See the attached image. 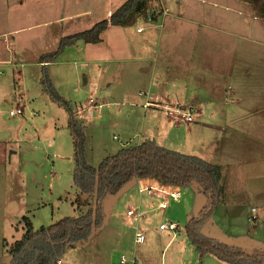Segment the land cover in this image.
Listing matches in <instances>:
<instances>
[{"label": "rangeland", "instance_id": "374dc122", "mask_svg": "<svg viewBox=\"0 0 264 264\" xmlns=\"http://www.w3.org/2000/svg\"><path fill=\"white\" fill-rule=\"evenodd\" d=\"M16 1L18 0H0V14L8 16L12 24L25 25L35 19L51 16H59L60 20H64L44 28L37 27L23 31V35L28 34L30 39L24 44L27 53L23 59L25 65L22 67V87H14L10 73L4 81L7 93L5 94L6 91L2 90L1 94L5 95V100L0 103V120L5 125L11 124L12 126L15 119H20L18 133L22 140L15 143L16 145L20 144L18 160L21 161V172L19 178H16L15 188L11 190L6 177L3 174L0 175V262L9 257L8 246L12 242L10 241L8 244L5 241L7 245L4 247L1 242L2 237L10 240L20 236L23 230L21 215L26 214L32 226L36 228L39 225L53 222L63 215H76L78 211L84 210L93 203L89 196H81L77 193L71 180L72 143L66 126L67 112L61 104L51 100L43 91L40 84L41 64L36 66L32 60L38 51L55 48L58 42L55 38L56 34L59 33V36L81 29L87 27L89 23L92 24L98 19L105 18L123 0H81L80 2L75 0L73 4H70V8L65 6L67 0H64L63 4H61V0H52V5L49 1L43 0L42 4L30 5L29 8L14 7ZM24 1L33 3L28 0ZM228 2L229 6H236L232 0H228ZM165 3L164 0H146L144 10L130 17L123 25L106 26L100 32L98 42L87 43L78 39L65 46L54 60L45 65L54 88L64 99L68 100L74 115L84 125V154L86 161L92 165H96L104 155L113 153L119 146L138 142L143 137H153L157 143L182 152H192L203 146L202 155H208L206 158L209 160L214 158L212 151L217 146L212 133L209 135L205 131V133L201 132V127L197 125L193 133L185 132V126L194 124L189 121L192 118L182 117L181 113L185 105L172 102V100L166 101L157 95V103H163L164 106L159 104L158 107H155L148 103L146 106L149 107V112H144L145 108L141 106L143 92L147 90L146 88L149 89L148 84L152 81V78H149L151 72L147 67L145 69L148 72H145V75L132 76L130 75L132 65L125 64L121 66L120 70L118 68V73L114 74L116 69L104 70L105 63L102 60H97V57L124 59L129 54L127 47L129 43L143 39L147 34L148 27L162 26L168 12ZM202 5L208 15L205 16V19L213 24H220L227 29H235L237 32L248 33V30H252L253 34L260 33L258 24L248 16L239 15L230 9L218 8L207 3ZM95 6L96 8H94ZM77 11L80 12L67 17L70 19H66V14ZM220 13L224 14V19L221 21L209 16L212 14L214 17H218ZM60 25L61 30L55 31L56 26L60 28ZM137 27L140 29L137 30ZM37 29L40 30L37 31ZM201 29V31L191 29L192 35L186 40L187 43L184 42L180 48L201 50L202 55H198V57L205 59L202 60L200 66L204 67V64L208 62L210 70L203 68V71H197L195 76L198 77L199 82L197 83L207 85L210 91L209 99L215 100L223 97L227 100L223 91L229 70L226 66L227 58L229 54L230 56L236 55L233 53L234 48L243 46H239V38L230 36L226 32L220 33L204 26ZM242 38L240 37L243 42ZM194 44L196 45L194 46ZM229 44L231 46H228ZM246 45L250 46V42H247ZM224 46L230 48L224 51L222 48H227ZM225 56L227 57L225 58ZM95 59L97 60L96 64ZM234 60L238 59L234 57L232 62ZM130 63L133 64V62ZM143 63L144 66H150L151 61L142 60L141 64L143 65ZM112 64L111 67H113ZM133 70L138 72V69ZM184 73L192 75V72L189 71ZM186 78L191 79L190 77ZM93 85L96 88L92 87ZM91 87L96 91L89 95ZM150 89L154 90L153 87ZM8 91L11 95L8 94ZM13 91L17 96L16 99L11 98ZM14 101L18 102L23 112L11 116L8 109L15 106ZM208 103L210 104V101ZM215 104L219 105L220 109L223 108L220 102L216 101ZM99 111L102 117L96 118L94 115L96 113L99 115ZM161 113H165V117ZM180 118H182V122L179 123L176 119ZM204 120H208V118H204ZM175 124L177 125L175 126ZM218 144H220L219 155L224 154L227 150L226 142L223 140ZM220 169L222 178L225 175V169H227L225 177L231 182L232 175H235V166L227 163L221 165ZM133 188L135 189V186ZM9 192H12L11 196H9ZM141 193L145 195L144 192ZM152 196L156 201L159 199L156 191ZM125 199H128L126 203ZM163 199L167 202L166 208L145 212L146 215L140 219V223H142L140 225L144 232L142 242L133 243V229H131V225H128L131 230L120 234L119 236H123L121 242L118 243V238L112 236L111 231L118 234V231L122 230H119L118 226L112 222L115 217L112 215V220L99 227L86 241L79 240L72 246H68L66 251L64 250L66 257L62 258V264H119L120 253L126 255L127 258L133 257V264H135L136 257L132 253L135 254L142 250H146L149 262L154 264H179L181 263L180 256H182L183 264H196L195 259L191 257L189 261V246L192 244L189 243L186 235L182 242L175 239L162 248L168 239V233L171 232L166 229L159 231L156 226L160 220L172 219L179 224V232L184 235V222L187 216L194 214L205 202L206 197L197 189L194 181H189L180 186L177 200L168 198L167 195ZM221 199L224 204L227 202L229 204L231 199H234L238 204L239 201H243V205L236 207L233 212L225 211L223 213L218 210L219 203H217L218 205L215 203L216 209L214 207L208 219H213L217 225L219 222L225 223L226 219H230L232 225L243 227L246 221L245 212L248 213L249 208L248 197H241L236 193L233 196L231 191H228V193H224L220 201ZM113 201L114 198L111 195H106L101 200L102 214H105L106 217L109 212L111 214L117 212L116 214L126 218L125 210L130 205L128 203L129 196L126 193L121 194L120 198ZM124 203L125 205H123ZM152 204L149 206L152 207ZM206 222L203 223V226ZM214 227L217 228L216 225ZM182 246L185 247V250ZM54 264H59L58 260Z\"/></svg>", "mask_w": 264, "mask_h": 264}, {"label": "crops", "instance_id": "0c3cea01", "mask_svg": "<svg viewBox=\"0 0 264 264\" xmlns=\"http://www.w3.org/2000/svg\"><path fill=\"white\" fill-rule=\"evenodd\" d=\"M28 1L33 3H27V1L24 0H18L14 3V7L18 6L20 8L25 6L24 8H29L30 5L35 6L36 4L43 3V0ZM48 1L52 5V0H47V2ZM76 1L80 2L81 0ZM164 1L166 2L165 4L167 6L165 5V7L168 12L165 16L162 26H156V28L152 26L148 27L147 34L143 39L129 43L127 46L129 53L126 56L127 58L125 57L124 59H121L114 57L113 59L103 58V60L100 57H97V60H102V62L105 63L103 67L104 70L108 69L111 71L116 69L114 74L118 73V68L120 70L121 66H124L125 64L132 65L130 68V75L132 76H139V74L145 75V72H151L149 78L151 77L152 81L150 84H148V87H153L154 90L150 89V87L149 89L146 88L147 90L143 88V90H145V93L143 92V101L148 100V103L153 104L155 107H158L159 104L164 106L163 103H157L156 96L158 95L160 98H164L166 101L172 100V102L178 103L180 105L183 104L185 105L184 109H189L190 113L192 114V119L189 121L194 123L192 126H185V132L189 134L193 133L196 128L195 126L197 125L198 127H201V132H207L209 135L212 133L216 143L215 145L217 146L214 147L215 150L212 151V157H214L213 160L207 159L206 157H208V155H202L203 146H201L200 149L194 150L192 152L200 155L203 158H206L211 162L217 163L220 165V167L221 165L223 166L227 163L231 166H235V175H232L231 182H229L225 177L227 173V169H225V175L221 179L223 191L220 195V198H223L225 192L228 193V191H231L233 196L236 193L241 197H248L249 208L248 213L245 212L246 221L243 227L232 225L230 223V219H226L225 223L219 222L217 225L213 219H208L207 217L206 220H208L207 222L206 220L204 221L206 224L203 226V230L215 235L224 242L238 244L247 251H250L254 248L264 250V0H232L233 3L236 4L234 7L229 6L228 0ZM63 2L64 0H61V4H63ZM74 2L75 0H67L65 3L66 8H70V4H73ZM203 3H207L211 6L222 9H230L239 15L242 14L243 16L252 18L253 22L258 24L260 33L253 34V32H251L252 30H248V33L241 31L237 32L235 29H227L220 24H213L207 21L205 16L208 15L203 10ZM94 8H96V6ZM79 12L80 11L66 14V19H70L67 17ZM209 16L218 21L224 19V14L222 13H220L218 17H214L212 14H209ZM59 18V16L43 17L22 25L12 24L8 16H3L0 14V103L5 100V95L1 93L3 91H6L5 94L7 93L6 87L4 86V81H6V76L9 73L12 76L14 87H22V67L25 65L23 59L26 57L27 53L24 44L30 39L28 34L23 35V31L30 28H44L47 25H55L56 23L64 20H60ZM92 24L89 23L87 27L73 30L68 33L88 28ZM106 26H111V24L107 23ZM202 26L208 27L220 33L226 32L230 36L232 35L233 37H237L239 38V46H243L241 48H234L233 53L236 55L233 56L232 54L230 56L229 54L227 58L226 66L229 68V70L227 73V81L223 86V91L225 92V97L227 100H225L223 97L221 99L215 100L209 99L208 95H210V91L207 88V85H201L197 83L199 81L198 77H195L196 72L203 71V68L210 70L207 65L208 62L204 64V67L200 66L202 60L205 59L204 57L201 59L198 57V55H202L201 50H195L194 47V50H185L180 48L184 42L187 43L186 40L192 35L191 29L194 31H201ZM61 28V25L60 28L56 26L55 31L59 32ZM39 30L40 29H37V31ZM58 34L55 35L57 41L61 35H64L61 34L58 36ZM240 37H243V42L241 41ZM247 42H250V46L246 45ZM195 45L196 44H194V46ZM228 46L231 45L229 44ZM228 48L230 47L222 49L226 51ZM45 51H38L36 55L33 56L32 62L36 66L41 64L38 61L39 54ZM226 57L227 56H225V58ZM234 57L238 60H234V62H232ZM97 60L95 64L97 63ZM142 60H150V66H144V63L142 65ZM130 62H133V64ZM111 64L113 67H111ZM145 67L148 68V71H146L147 69H145ZM103 69L101 68V70ZM133 69H138V72L136 73ZM188 71L190 73L192 72V75L194 72L195 73L193 76L184 73ZM186 77H190L191 79H187ZM92 87L96 88L95 85ZM92 87L89 91V95L92 93L94 94L96 91V89ZM21 93H24V91H21ZM8 94L11 95L9 91ZM13 97L15 99L17 98L14 91L11 98ZM208 101H210V104ZM216 101L223 105L222 109H220L219 105L215 104ZM13 103L15 106H19L17 101H14ZM141 106L145 108L144 112H149V107L142 105V103ZM20 108L22 109V107ZM178 108L180 109L181 107ZM22 112L18 114H22ZM98 114L99 115L96 113L94 116L96 118H101V112ZM161 114L163 117L166 115L165 113ZM13 115L17 114H12L11 116ZM194 117H196V119H194ZM204 118H208V120H204ZM210 118L211 120H209ZM19 121L20 119H15V122H13V125L11 126V124L5 125L0 120V175L3 174V176L6 177L7 184L11 190L15 188L16 178H19L21 172V161L18 160V148L20 147V144H15L16 142H20L22 140V137L18 133ZM176 121H179L180 123L182 122V118L179 120L176 119ZM176 125L177 124H175V126ZM2 130L5 132H1ZM206 135L207 134H205V136ZM185 136L188 135L185 134ZM223 140L226 142L227 150L224 152V154L219 155L220 144H218V142ZM219 156L221 159H218ZM156 182L158 181L152 176L138 177L137 179L132 180L124 185L119 190L121 192L118 191L115 195L111 196L115 201L117 198H120L121 194L126 193V195L129 196V204H138L141 209H145V212L148 213L157 209L156 200L153 199V196L147 194L142 195V193H139L137 190L138 185H155ZM133 186H135V189ZM8 194L11 196L12 192H9ZM127 200L128 199H125V203ZM219 201L220 200H218L216 204L219 203V205L217 204L219 206L218 210L219 212L223 213L225 211L233 212L236 207L243 205V201H239L238 204L234 199H231L229 204L228 202L224 204L222 199L220 202ZM125 203L123 205H125ZM149 204H152V207H150ZM116 213L117 212L111 214L109 212L106 214V217L105 214H103V221L99 227L105 225L109 220L111 221L112 215H115L112 222L118 226L119 230L122 231H118V234L114 231H111V233L116 239L118 238L117 240L119 243L121 242L123 236L119 235L123 234L124 231L131 229L130 226H128L129 220ZM140 219L143 218L141 217ZM215 225L217 228L214 227ZM98 228L94 229L88 238ZM184 236L185 233L183 235L180 232L174 236L171 233H168V239L163 244L162 248L175 239L179 242H182ZM3 238L5 237H2L1 242L4 247L7 245L5 241H7L9 244L10 241L16 239L14 238L6 240ZM182 248L185 250L184 246H182ZM65 251L57 259L59 264H62V258L66 257ZM132 254L136 257L135 264H154L149 262L146 256V250L139 251L135 254L133 252ZM190 257L195 259L194 262L196 264H242L223 261L207 251L206 253L198 256V253L193 245L189 246V261ZM179 259L181 262L179 264H183L182 256H180ZM5 261L1 260L0 264Z\"/></svg>", "mask_w": 264, "mask_h": 264}, {"label": "trees", "instance_id": "16d2710c", "mask_svg": "<svg viewBox=\"0 0 264 264\" xmlns=\"http://www.w3.org/2000/svg\"><path fill=\"white\" fill-rule=\"evenodd\" d=\"M145 5L146 0H123L107 17L95 21L88 28L61 35L54 49L39 54L41 87L67 112L66 126L72 143V183L79 195L89 196L93 203L76 215H63L36 228L26 215H21L22 233L9 244V257L1 264H54L66 247L86 240L101 225L103 214L100 203L106 195H115L128 182L144 176L179 187L194 181L197 189L204 194L205 202L184 222V233L198 256L207 251L223 261L264 264L263 249L244 250L238 244L224 242L202 228L223 191L221 169L217 163L193 152L163 146L153 137L121 145L113 153L104 155L96 165L85 159L84 125L74 115L68 100L54 88L45 63L54 60L65 46L76 39L90 43L99 41V34L107 23L123 25L130 17L141 13Z\"/></svg>", "mask_w": 264, "mask_h": 264}, {"label": "built area", "instance_id": "2783aa9c", "mask_svg": "<svg viewBox=\"0 0 264 264\" xmlns=\"http://www.w3.org/2000/svg\"><path fill=\"white\" fill-rule=\"evenodd\" d=\"M138 29H140V27H137V30ZM142 105L144 106L148 105V101L144 100L142 102ZM21 112H22V109L19 106H14L8 109V113L10 115L18 114ZM181 114H182V117L185 119L192 118V114L190 113V110L187 108L183 109ZM137 190L139 193L144 192L145 194H148L150 196H152L156 191V195L159 198L156 201V208L158 209H164L166 207L167 202L165 199H163L165 195H167V197L171 199H178V196H179V186L178 185L162 184L159 182H156L155 185L139 184ZM144 215H145V209H141L138 204H130L125 210V217L129 220L128 223L129 225H131L132 227L131 229H133V232H132L133 243H139L143 241L144 232L140 225V218L143 217ZM156 228L159 231H162L165 229L169 230L173 236L178 234L179 232V224H177V222L172 219L160 220ZM118 263L119 264H133L134 259L133 257L127 258L123 253H120L118 257Z\"/></svg>", "mask_w": 264, "mask_h": 264}]
</instances>
